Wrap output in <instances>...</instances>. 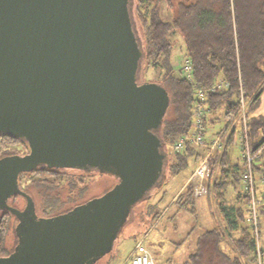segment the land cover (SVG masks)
<instances>
[{
	"label": "water",
	"instance_id": "water-1",
	"mask_svg": "<svg viewBox=\"0 0 264 264\" xmlns=\"http://www.w3.org/2000/svg\"><path fill=\"white\" fill-rule=\"evenodd\" d=\"M131 2L0 0V136L29 146L0 158V208L12 210L7 198L25 194L19 173L38 166L117 179L62 214L38 216L27 198L0 264H94L132 205L165 178L158 132L169 94L138 80L144 51Z\"/></svg>",
	"mask_w": 264,
	"mask_h": 264
},
{
	"label": "trees",
	"instance_id": "trees-1",
	"mask_svg": "<svg viewBox=\"0 0 264 264\" xmlns=\"http://www.w3.org/2000/svg\"><path fill=\"white\" fill-rule=\"evenodd\" d=\"M131 3L133 26L144 51L141 65L159 69L155 82L169 94L168 107L158 132L166 152L175 139L187 135L191 129L195 86L207 87L219 77L229 84L224 91L206 94L204 102L210 111L202 131L209 142L210 136L225 127L220 149H215L208 157V175L205 177V196L212 212L216 211L223 221V228L205 229L198 234L194 248L182 264H253L255 240L246 218L248 197L240 191L242 162L236 133L240 121L238 99L242 95L246 113L250 115L246 123L249 146L253 152L258 151L253 169L258 175L264 174V164L258 163L264 158V115L256 113L261 89L264 88V0H132ZM166 14L169 17L166 18ZM175 32L181 37L183 54L192 61L191 81L171 64ZM228 118L232 122L225 124ZM218 120L224 121L221 128L208 133L207 126ZM233 147L237 149L239 161L231 160ZM28 148L26 141L0 136V158L16 152L25 153ZM204 151L202 146L187 142L182 151L176 154L168 152L166 165L170 172L177 173L188 168L190 162L194 165ZM73 171L59 170L51 165L38 166L19 173L17 187L29 193L33 202L35 194L30 192V188L46 200L56 199L64 181L71 180L80 189L85 186L79 176L70 177ZM194 184L193 180L184 183L170 204L176 209L173 215L179 210L186 211L197 224ZM231 189L239 191L232 195ZM13 196L20 195L15 193ZM44 213L40 214L51 216ZM153 215L154 219L159 213ZM11 217L9 211H0V255L4 256L10 253L5 246V238Z\"/></svg>",
	"mask_w": 264,
	"mask_h": 264
},
{
	"label": "rangeland",
	"instance_id": "rangeland-1",
	"mask_svg": "<svg viewBox=\"0 0 264 264\" xmlns=\"http://www.w3.org/2000/svg\"><path fill=\"white\" fill-rule=\"evenodd\" d=\"M165 16L166 18L169 17L167 14ZM173 36H175V52L172 55L171 63L175 64V58L183 55L184 49L181 37L176 32ZM159 74L160 71L158 68H147L142 64L138 71V80L155 82ZM223 124L224 121L218 120L214 123V127L221 128ZM202 150H205V147H202ZM171 159L172 157L170 156ZM199 160L194 165L189 161L188 168L182 169L177 173L170 172L166 165L164 170L165 178L162 183L160 185H154L142 201H137L132 205L131 212L118 232L117 239L113 243V248L111 251L101 255L98 262L94 264H123L128 258V253L134 248L136 241H142L148 247L151 255L154 257L155 264H182L187 258L188 253L194 248L195 239L198 234L202 233L205 229H212L214 227H218L219 229L223 228V221L218 217L216 211L212 212L208 204L207 196H205V178L202 180L205 192L203 190L200 194H195L197 197L195 206L197 208L198 223L196 224L191 214L183 210H179L176 215H173L176 209L174 205L170 204L173 200L172 197L183 183L191 179V171L199 163ZM73 172V174L69 172L71 178L73 176H79L84 180L85 186L82 189L79 187L76 188L77 186L71 180L64 181L58 197L56 199L48 198L47 200L46 198L40 197L35 189H29L32 194H35L33 204L38 215L44 213V209L46 210L45 215L62 214L72 206L86 203L88 199L103 195L117 183V179L108 173L103 174L97 171H91L88 172L90 174L86 175L78 170ZM193 181L195 183L197 182L195 180ZM237 190L233 192L231 189L230 193L233 192L232 195H235ZM12 204L20 208L25 205L24 199L21 196H16ZM155 212H158L160 215L153 219L152 216H154L153 214ZM14 226V222L11 221L5 238V246L10 252H12L16 244V227ZM223 246L225 247V243H223Z\"/></svg>",
	"mask_w": 264,
	"mask_h": 264
},
{
	"label": "built area",
	"instance_id": "built-area-1",
	"mask_svg": "<svg viewBox=\"0 0 264 264\" xmlns=\"http://www.w3.org/2000/svg\"><path fill=\"white\" fill-rule=\"evenodd\" d=\"M191 59L186 55H179L175 58V64L171 63L176 70L182 71V75L188 80H192ZM228 81L221 77L213 80L207 87L195 86L194 107L192 109V119L190 122V131L187 135H183L175 139V142L170 146L169 151L172 153L180 152L184 149L187 142L194 146L205 147L204 154L199 158V163L194 166L191 171V179L197 181L195 185V194L205 192V188L202 185V180L208 175L209 163L208 157L215 149H220L221 135L225 131V127L219 131L216 135L210 137V141L202 135L204 129L203 123L209 113V107L205 104V96L208 92L219 93L224 91L228 87ZM238 108L240 114L239 128L236 133L237 137V149L239 153V159L242 162L241 165V177H240V189L243 194L248 197L246 206L248 226L251 229L252 237L255 240V259L253 264H264V174H256L253 169L254 159L257 157V153L253 152L249 146L247 137V121L250 117L246 113V103L240 95L238 99ZM232 122L231 118H228L225 124ZM189 179V180H191ZM259 223L261 226L259 227ZM129 264H155L154 258L151 255L150 250L142 241H136L134 243V249L130 254Z\"/></svg>",
	"mask_w": 264,
	"mask_h": 264
},
{
	"label": "flooded vegetation",
	"instance_id": "flooded-vegetation-1",
	"mask_svg": "<svg viewBox=\"0 0 264 264\" xmlns=\"http://www.w3.org/2000/svg\"><path fill=\"white\" fill-rule=\"evenodd\" d=\"M28 150H29V148H28ZM27 150V151H28ZM26 153V152H25ZM14 154H24V153H20V152H16V153H14ZM14 154H11V155H3V157H5V156H14ZM3 157H1V158H3ZM53 168H56V169H64V170H78V169H75V168H73V169H71V168H66V167H64V166H59V165H56V164H53V165H51ZM78 171H81V170H78ZM81 172H83V171H81ZM83 173H88V172H83ZM20 189V188H19ZM21 190V189H20ZM22 192H24L25 194H23V193H19V195L24 199V204H25V202H26V199L27 198H31L32 199V197H31V195L29 194V193H27V192H25V191H23V190H21ZM17 193V192H16ZM14 194H12V195H10L8 198H7V204L10 206V207H12V210H10V209H7V208H0V211L1 212H4L5 210H7V211H9L10 213H11V218H12V221L14 222V224H15V226H16V224H17V222L19 221V212L24 208V206L26 205H24L23 207H18V206H15V205H13L12 204V202H13V200H14V198H15V196H13ZM32 202H33V199H32ZM35 206V205H34ZM35 214L36 215H38L37 214V212H36V208H35ZM38 216H43V215H38ZM14 226V227H15Z\"/></svg>",
	"mask_w": 264,
	"mask_h": 264
},
{
	"label": "crops",
	"instance_id": "crops-1",
	"mask_svg": "<svg viewBox=\"0 0 264 264\" xmlns=\"http://www.w3.org/2000/svg\"><path fill=\"white\" fill-rule=\"evenodd\" d=\"M262 91H261V93H260V97H259V105L257 106V108H256V113H260V114H262V115H264V88L263 89H261ZM210 117H212V115L210 116ZM212 118H214V117H212ZM216 120V119H215ZM214 122H217V121H214ZM208 133H213L214 131H216L218 128H216V127H214V124H209L208 126ZM232 150L230 151V153H231V160L234 162V161H239L238 160V156H237V149H235L234 147L233 148H231ZM263 153H264V151H263ZM264 155V154H263ZM259 164L260 163H262V164H264V158H262V160L261 161H259L258 162ZM186 182V181H185ZM182 185H184V183L182 184ZM181 185V187L177 190V191H179L183 186ZM177 193V192H176ZM175 196V195H174ZM173 196V197H174ZM172 197V198H173ZM160 215V214H159ZM134 249V248H133ZM133 249L128 253V255H127V260L130 258L129 256H130V254L132 253V251H133ZM154 258V257H153ZM127 260H125L124 262H123V264H127L128 262H127ZM155 261V260H154ZM155 263V262H154Z\"/></svg>",
	"mask_w": 264,
	"mask_h": 264
}]
</instances>
